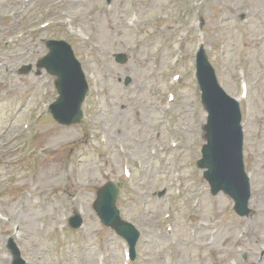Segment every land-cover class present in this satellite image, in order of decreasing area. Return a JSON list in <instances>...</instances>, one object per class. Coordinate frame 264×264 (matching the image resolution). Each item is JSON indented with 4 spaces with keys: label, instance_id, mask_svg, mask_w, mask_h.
<instances>
[{
    "label": "rangeland",
    "instance_id": "1",
    "mask_svg": "<svg viewBox=\"0 0 264 264\" xmlns=\"http://www.w3.org/2000/svg\"><path fill=\"white\" fill-rule=\"evenodd\" d=\"M54 34L72 43L91 85L80 124L48 114L54 77L18 73L47 52L37 39ZM201 39L229 94L238 96L245 67L252 82L246 158L256 187L245 217L211 194L197 166L207 120L194 77ZM0 40V264L11 262V235L29 264H227L242 254L240 264H259L264 0H0ZM111 180L122 217L142 231L134 261L93 209ZM77 211L85 222L73 231Z\"/></svg>",
    "mask_w": 264,
    "mask_h": 264
},
{
    "label": "water",
    "instance_id": "2",
    "mask_svg": "<svg viewBox=\"0 0 264 264\" xmlns=\"http://www.w3.org/2000/svg\"><path fill=\"white\" fill-rule=\"evenodd\" d=\"M50 46L52 51L42 63L50 73L58 75L56 85L60 92V98L53 105L52 113L59 123H77L81 120L79 107L86 89L82 85L78 70L73 69L68 49L56 43ZM119 60L125 62L124 56H119ZM197 63L203 104L209 113L205 126L207 144L203 147V158L199 165L208 168L205 177L213 186L214 193L225 190L238 201L240 208H244L249 187L242 161L243 132L239 106L218 84L215 71L204 51L198 54ZM118 191V186L112 182L99 189L94 209L105 225L114 228L129 242L134 255L139 233L120 218V211L116 206ZM71 221L74 228H78L82 220L77 216Z\"/></svg>",
    "mask_w": 264,
    "mask_h": 264
},
{
    "label": "flooded vegetation",
    "instance_id": "3",
    "mask_svg": "<svg viewBox=\"0 0 264 264\" xmlns=\"http://www.w3.org/2000/svg\"><path fill=\"white\" fill-rule=\"evenodd\" d=\"M264 79V74H263V77H262V80ZM261 101V98L259 99V102ZM259 105V104H258ZM258 109H259V107H258Z\"/></svg>",
    "mask_w": 264,
    "mask_h": 264
},
{
    "label": "bare ground",
    "instance_id": "4",
    "mask_svg": "<svg viewBox=\"0 0 264 264\" xmlns=\"http://www.w3.org/2000/svg\"><path fill=\"white\" fill-rule=\"evenodd\" d=\"M251 232H252V231H251ZM251 232H250V233H251Z\"/></svg>",
    "mask_w": 264,
    "mask_h": 264
}]
</instances>
